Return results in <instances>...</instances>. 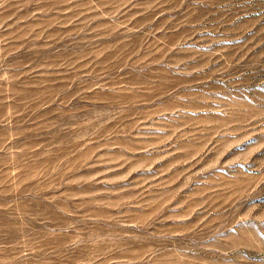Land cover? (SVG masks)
<instances>
[{
  "label": "rangeland",
  "instance_id": "obj_1",
  "mask_svg": "<svg viewBox=\"0 0 264 264\" xmlns=\"http://www.w3.org/2000/svg\"><path fill=\"white\" fill-rule=\"evenodd\" d=\"M0 264H264V0H0Z\"/></svg>",
  "mask_w": 264,
  "mask_h": 264
}]
</instances>
